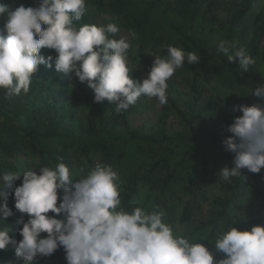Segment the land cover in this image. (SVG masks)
Segmentation results:
<instances>
[{"label": "clouds", "instance_id": "obj_1", "mask_svg": "<svg viewBox=\"0 0 264 264\" xmlns=\"http://www.w3.org/2000/svg\"><path fill=\"white\" fill-rule=\"evenodd\" d=\"M85 14V0H37L36 6L15 8L0 3V16L5 18L0 27V89L9 96L27 94L38 67L54 66L56 72L86 84L94 102L114 104L120 114L141 96L166 104L167 81L185 62L200 61L193 52L169 46L167 58L153 57L146 78L134 81L129 75L133 71L128 62L130 44L125 38H114L118 25L77 26L75 22ZM230 48L235 45L221 41L217 51L229 62L238 61L242 72L256 63L242 48L231 53ZM42 49L54 50L56 55L45 57ZM250 95L261 102L234 106L242 115L233 118L226 129L231 135L222 141L225 151L233 154L232 167L219 172L227 182L242 176V170L253 174L264 170V84ZM16 177L5 172L0 183ZM13 198L22 238L16 242L8 229L0 230V250L14 244L15 257L25 264L50 257L61 247L66 264H264V225L239 230L235 221L217 235L214 253L202 243L206 239L194 242L177 233L165 222L166 213L159 206L126 211L118 172L99 161L78 180L71 178L63 162L55 168L23 172ZM13 215L7 193H0V221Z\"/></svg>", "mask_w": 264, "mask_h": 264}, {"label": "trees", "instance_id": "obj_2", "mask_svg": "<svg viewBox=\"0 0 264 264\" xmlns=\"http://www.w3.org/2000/svg\"><path fill=\"white\" fill-rule=\"evenodd\" d=\"M255 1L178 0L179 7L177 5L171 8L170 12L163 9L165 0H85V4L94 11L110 14L113 20L124 27L135 41L139 62L147 73L150 69L146 57L148 47L155 46L163 55L168 56V47L173 46L200 57L195 65L185 62V69L199 72L213 65L227 87L249 85L255 89L257 85L264 84V14L260 11L254 14ZM0 3L15 8L20 5L36 6L37 0H0ZM220 9L225 11L221 21L217 17ZM4 19L0 16V25ZM90 21L85 14L81 21L75 23L80 26L89 24ZM205 22L211 25L210 28L206 29ZM199 28L208 34L221 33V41L235 45V49L242 48L256 63L249 66L246 73L242 72L238 61L229 62L225 54L217 51L218 45L211 44ZM235 49L230 48V53ZM53 72V68L39 66L32 76L27 94L21 92L19 95L9 96L6 89H0V175L16 169L11 161L19 156L37 157L39 167L55 168L58 163L70 160L71 151H77L87 165H93V158L102 155L100 162L115 169L114 163L119 164L127 157H132V148H141V152L137 153L139 163L122 177V207L130 211L142 183L150 191L158 190L159 197L165 195L163 198H175L176 183L180 179L193 181V170L199 167L202 184L193 188L191 197L185 200L179 219L183 222L189 216L192 205L196 203L199 206L209 200L203 188L208 187V177L213 175L212 165L225 160L232 167L233 154L225 151L222 144L231 134L226 131L227 135H218L209 126L214 115L218 116L220 105L205 101L195 83L191 84L192 97L184 103L185 109L169 95L167 88V108H172L179 114L185 130L171 132L166 128L165 122L155 129L145 130L130 127L126 111L117 114L114 104L107 101L94 102L93 93L89 100L95 112V120L69 123L67 114L60 111L57 105L58 95L55 89L58 77ZM254 99L260 102L257 97ZM234 106L232 103L227 114L219 112L224 130L240 113L234 110ZM145 145H153L163 151L154 159H147ZM262 174L264 170L260 174L242 170V176L234 177L227 193L212 199L213 205L208 216L199 220L193 228L192 240H211L217 232L226 231L233 226L236 211L242 205L241 198L250 195L251 189L246 182L252 175L260 177ZM9 208L15 215L0 221V227L17 224L20 214L14 209V204ZM24 218H27L26 214ZM248 222L255 223L256 220L249 216ZM237 223L234 226L239 230H247ZM58 250L63 249L61 247Z\"/></svg>", "mask_w": 264, "mask_h": 264}, {"label": "rangeland", "instance_id": "obj_3", "mask_svg": "<svg viewBox=\"0 0 264 264\" xmlns=\"http://www.w3.org/2000/svg\"><path fill=\"white\" fill-rule=\"evenodd\" d=\"M178 3V0H165L163 9H167L170 12V9L176 7ZM259 11L264 14V0L255 1L254 14ZM224 13L225 11L223 9L217 11V17L220 21L223 19ZM86 15L91 19L89 24L106 26L108 23H115L118 25L119 32L114 38H125L130 44V48L128 50V62L129 65L133 67V71L129 74L130 77L134 81H142L146 78L148 73L146 72V68L143 64L139 62L140 56L137 45L124 27H122L117 20H113L110 14L94 11L87 5ZM3 24L4 22L0 25V27H2ZM204 26L208 29L211 25L205 22ZM199 30L203 29L199 28ZM203 32L211 44L218 45L221 42V33L215 32L213 34H208L205 30H203ZM41 54L45 55V57L49 54L53 56L56 55L54 50L46 49H42ZM156 56L167 58V56L163 55L157 47L150 45L146 53L148 67L151 68L154 59L153 57ZM53 70L54 75L58 77V83L55 89V92L58 95L57 105L59 106L60 111L67 114L68 122L71 124H78L94 121L95 112L91 107L89 100L92 91L86 86V84L78 82L74 76L70 78L69 75L58 73L55 71L54 66ZM192 83H195L198 86L201 91V96L204 97L205 101H208L210 104L216 103L217 105H220V109L217 111L218 116H216L217 114L214 115V120L209 125L211 128L215 129V132L218 135H227L226 130H224V127L221 125V119L219 118V115H221L219 113L220 111H223V114L229 113L232 103H234L235 106H247L253 103H259L255 101L254 96L250 95L254 90L251 86L245 85L233 88L227 87L219 74L216 72L213 65L199 72L181 67L176 70L174 75L167 81V84L169 95L177 100V104L180 105L182 109L186 108L184 103L192 97V90L190 88ZM228 102L231 104H228ZM167 107L168 103L161 105L156 98L141 96L135 105L130 106L129 109L126 110V119L129 126L132 128L152 130L159 126V124L165 122L166 128L171 132L185 130V124L181 120L182 118L179 114H177L174 109ZM240 115H242V113H238V116ZM144 147H146L144 151H148L147 159H154L162 153L161 151H163L159 147L153 145L151 147L149 145H145ZM139 152H141V148H132V157H127L125 160H122V163H114V166L116 167L114 170L117 171L120 176V189L124 182V179H122L124 174L127 173V171H130L131 168L135 169L139 163V157L137 154ZM69 158L70 160L65 164L70 170L71 178L73 180H78L84 177L97 161L100 162L103 156H95L93 158V165H87V162L81 155L78 154L77 151H71ZM11 164L16 167V169H12L11 171L17 174V177L9 182L1 183L2 186H0V193H7L8 207L14 204L13 190L16 186L20 185L23 172L28 170L38 171L41 168L38 166V158L33 156H28L27 158L19 156L18 159H12ZM225 166L230 167V162L220 160L216 165H212L211 170L213 171V175L208 177V187L203 188L205 194L209 197V200L199 206H197L198 204L196 203L192 205L189 208V216L183 222H180L179 219L181 216L180 213L183 211L185 205V200L191 197L193 188L196 189L197 185L202 184V173L199 167L193 170V181L180 179L179 183H176L174 189L176 192L175 198L172 199L163 198L165 195L159 197L157 195L158 190L150 191L148 186L142 183L140 185V193L135 198L129 212H131L135 207H142L151 211L156 206H159V208L166 213L165 222L171 224L177 233L186 234L192 239L191 233L193 228L199 223V220L205 219L208 216L210 208L213 205L212 199L226 194L229 186L233 182V178L231 182L221 179L219 172ZM140 172H142V170H140ZM246 184H248L247 187L251 189L250 195L243 196L241 198L242 205L236 211L234 221L238 222V225L244 226L246 229H250L253 225H264V174L260 175V177L252 175ZM49 215H52V213L50 212ZM249 216H252V218L254 217L256 222H248ZM24 219L25 221L27 220V218ZM21 227L22 225L15 224L13 226L0 227V230L8 229L9 236L14 241L18 242L22 238L19 235ZM218 234L219 232H217L211 240L202 241V243H204L205 246L214 253L215 248L212 243H214ZM41 235L44 236L46 234L42 233ZM14 248L15 245L10 244L6 246L4 250H0V264H25L23 259L15 257ZM28 264H66L64 250H57L50 257H37L35 260L28 262Z\"/></svg>", "mask_w": 264, "mask_h": 264}]
</instances>
